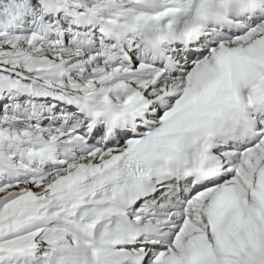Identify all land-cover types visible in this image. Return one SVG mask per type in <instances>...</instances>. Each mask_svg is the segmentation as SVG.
Wrapping results in <instances>:
<instances>
[{
	"label": "snow or ice",
	"instance_id": "snow-or-ice-1",
	"mask_svg": "<svg viewBox=\"0 0 264 264\" xmlns=\"http://www.w3.org/2000/svg\"><path fill=\"white\" fill-rule=\"evenodd\" d=\"M0 264H264V0H0Z\"/></svg>",
	"mask_w": 264,
	"mask_h": 264
}]
</instances>
